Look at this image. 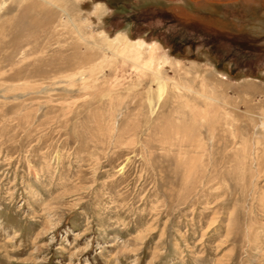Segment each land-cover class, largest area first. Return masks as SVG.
<instances>
[{
    "label": "rangeland",
    "instance_id": "rangeland-1",
    "mask_svg": "<svg viewBox=\"0 0 264 264\" xmlns=\"http://www.w3.org/2000/svg\"><path fill=\"white\" fill-rule=\"evenodd\" d=\"M0 264H264V0H0Z\"/></svg>",
    "mask_w": 264,
    "mask_h": 264
},
{
    "label": "trees",
    "instance_id": "trees-1",
    "mask_svg": "<svg viewBox=\"0 0 264 264\" xmlns=\"http://www.w3.org/2000/svg\"><path fill=\"white\" fill-rule=\"evenodd\" d=\"M171 19V18H170ZM170 19H168V22L170 23H174V25H179L180 27H181V22H179L178 20H170ZM191 27V26H190ZM187 29V28H186ZM187 30H189V32H191V34H194V35H196V34H200V35H202V36H205L206 35V33L205 32H201V31H199V30H196V29H193V28H188ZM181 31V30H180ZM216 36L221 40V41H225V42H228V43H230L231 45H232V47H234V49L236 50V49H240V48H244V49H247V51L248 50H251V51H253L254 50V48L253 47H251L250 46V44L249 43H251L252 42V38H251V35H249V34H245L244 33V36L243 37H241V39L240 40H238V38L236 37V36H232V35H228L227 37H223V35H217L216 34Z\"/></svg>",
    "mask_w": 264,
    "mask_h": 264
},
{
    "label": "bare ground",
    "instance_id": "bare-ground-1",
    "mask_svg": "<svg viewBox=\"0 0 264 264\" xmlns=\"http://www.w3.org/2000/svg\"><path fill=\"white\" fill-rule=\"evenodd\" d=\"M173 1V0H172ZM188 1V0H187ZM198 3L200 2H208V1H211V2H217V3H221V2H232V1H235V0H194ZM175 8V7H174ZM173 8V9H174Z\"/></svg>",
    "mask_w": 264,
    "mask_h": 264
}]
</instances>
